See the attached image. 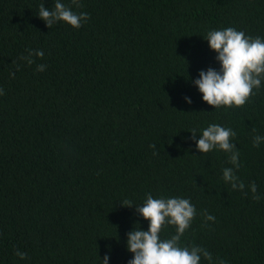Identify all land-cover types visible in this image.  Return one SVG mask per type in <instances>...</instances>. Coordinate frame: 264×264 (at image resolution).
I'll use <instances>...</instances> for the list:
<instances>
[{"label":"trees","instance_id":"16d2710c","mask_svg":"<svg viewBox=\"0 0 264 264\" xmlns=\"http://www.w3.org/2000/svg\"><path fill=\"white\" fill-rule=\"evenodd\" d=\"M77 2L63 0L87 22L48 29L38 11L55 0H0V264H128L127 234L148 229L134 207L148 194L190 200L179 245L206 249L200 264H264V141L253 146L264 78L239 108H212L194 84L220 70L208 32L264 40V0ZM211 124L235 132L238 168L218 147L197 151L193 130L198 140ZM175 234L166 223L160 236Z\"/></svg>","mask_w":264,"mask_h":264},{"label":"clouds","instance_id":"9594fccd","mask_svg":"<svg viewBox=\"0 0 264 264\" xmlns=\"http://www.w3.org/2000/svg\"><path fill=\"white\" fill-rule=\"evenodd\" d=\"M72 3L79 7L77 0ZM38 17L48 29L54 27L57 22H63L74 29H79L82 23L90 18L87 12L76 13L71 6H66L63 0H55L54 7L49 10L40 4ZM207 40L209 49L216 53V60L220 64V70L209 68L199 72V79L194 81L195 87L202 95V100L212 108L243 106L253 94V89H258L261 79L264 78V40L260 37H246L241 31L229 27L223 30L208 32ZM43 57L42 50L29 52L28 64L34 61L32 55ZM184 61V60H183ZM185 62V61H184ZM186 63V62H185ZM187 66V65H186ZM46 65H38L37 71L42 72ZM14 75V74H12ZM0 89V95H3ZM187 103H191L186 98ZM255 131V129H253ZM195 130L192 139L196 142V149L201 153H208L214 148L231 153L230 162L239 167V152L235 150L231 138L235 136L230 128L218 124H211L203 130L202 135L196 140ZM264 137L255 136L253 146L258 147ZM155 147V145H150ZM223 179L231 184L233 190H244V183L235 175L233 168L223 170ZM253 199L259 201L257 185L253 182L249 185ZM132 208L131 201H125ZM140 217L148 222L147 231H143L134 225L127 234L126 250L132 254L128 264H200L201 257L211 261V254L199 246L181 247V236L190 227L191 221L196 216V209L190 200L184 198H153L148 194L143 206L134 207ZM205 220L214 221L215 217L204 214ZM176 226V234L169 239H161L160 233L165 224ZM16 255L25 259L27 254L17 250ZM109 257L104 256L101 264H108ZM223 264V261L220 262Z\"/></svg>","mask_w":264,"mask_h":264}]
</instances>
